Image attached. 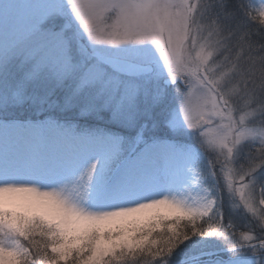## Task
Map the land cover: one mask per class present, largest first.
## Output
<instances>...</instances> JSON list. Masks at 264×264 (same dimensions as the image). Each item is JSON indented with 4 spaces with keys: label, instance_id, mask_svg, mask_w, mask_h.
Here are the masks:
<instances>
[{
    "label": "snow or ice",
    "instance_id": "obj_1",
    "mask_svg": "<svg viewBox=\"0 0 264 264\" xmlns=\"http://www.w3.org/2000/svg\"><path fill=\"white\" fill-rule=\"evenodd\" d=\"M261 206L264 0H0V264H264Z\"/></svg>",
    "mask_w": 264,
    "mask_h": 264
},
{
    "label": "rangeland",
    "instance_id": "obj_2",
    "mask_svg": "<svg viewBox=\"0 0 264 264\" xmlns=\"http://www.w3.org/2000/svg\"><path fill=\"white\" fill-rule=\"evenodd\" d=\"M256 7L258 8L259 7V0H256ZM257 23H259V21H257ZM240 185H239V183H237V187H239ZM237 199H239V195L237 196ZM259 202V190H257V203ZM261 207H264V206H261ZM189 221L186 219V218H182L181 219V221H180V224L178 225V227H184L185 225H189ZM201 223V221H199V220H197V224H200ZM205 227H207L206 225H205ZM163 232L164 233H167V228H164L163 229ZM160 234H161V229H156L154 232H153V237H159L160 236ZM153 247H155V246H153ZM144 258H148V254L147 253H144L143 254V256H141V255H139V253L135 256V257H133V256H129L128 257V260H129V264H132V261L134 260V259H144ZM182 259H186V257H177V260L179 261V260H182Z\"/></svg>",
    "mask_w": 264,
    "mask_h": 264
}]
</instances>
